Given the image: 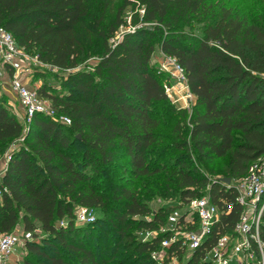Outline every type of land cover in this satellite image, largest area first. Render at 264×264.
Segmentation results:
<instances>
[{
    "label": "trees",
    "instance_id": "16d2710c",
    "mask_svg": "<svg viewBox=\"0 0 264 264\" xmlns=\"http://www.w3.org/2000/svg\"><path fill=\"white\" fill-rule=\"evenodd\" d=\"M120 1L118 7L115 0H0V26L18 47L47 65L75 70L83 60L99 58L94 71L68 74L65 94L49 92L46 84L35 90L70 124L37 113L23 132V122L0 99V155L10 141L25 140L10 153L0 179L6 188L0 195V234L19 224L31 233L25 247L35 260L24 264H158L150 255L162 235L142 241L138 233L157 228L172 205L151 211L132 182L103 190L97 178H109L122 158L133 180L165 169L149 165L163 121L159 106H173L151 65L159 32L165 31L161 51L183 68L197 107L188 122L189 143L184 140L178 148L200 161L221 160V175L234 179L264 156V16L250 21L221 6L198 37L182 26L200 13L213 15L207 0H138L141 21L155 26L125 32L114 41L122 10L131 4ZM198 169L182 165L167 175L179 201L200 197V189L215 201L233 198L231 190H221ZM78 205L98 208L104 217L78 224Z\"/></svg>",
    "mask_w": 264,
    "mask_h": 264
},
{
    "label": "built area",
    "instance_id": "2783aa9c",
    "mask_svg": "<svg viewBox=\"0 0 264 264\" xmlns=\"http://www.w3.org/2000/svg\"><path fill=\"white\" fill-rule=\"evenodd\" d=\"M165 57L177 71L179 85L186 89L182 97L188 105L193 95L187 89L184 70L173 57ZM44 64L37 55L18 47L12 34L0 26V80L8 79L9 89L18 98L20 108L9 105L25 127L37 113L70 124L66 115L56 114L50 101L38 97L29 82L24 80L35 71L34 66ZM168 91L165 86L166 95ZM225 178L209 181L219 182L223 187L221 190L226 193L231 190L232 199L219 197L215 201L206 192L186 201L177 200L157 228L139 231L142 241L162 235L159 248L151 251L153 260L158 264H188L193 260L207 264H264V241L261 238L264 156L252 162L244 176L229 178V182H225ZM206 189L209 191L210 184ZM3 191L6 188L1 186L0 195ZM74 214L78 224L91 223L96 218L95 212L85 206H76ZM30 239L31 233L16 229L0 234V264H9L16 246Z\"/></svg>",
    "mask_w": 264,
    "mask_h": 264
},
{
    "label": "rangeland",
    "instance_id": "374dc122",
    "mask_svg": "<svg viewBox=\"0 0 264 264\" xmlns=\"http://www.w3.org/2000/svg\"><path fill=\"white\" fill-rule=\"evenodd\" d=\"M129 1L131 4L122 10L121 17L123 24L118 28L117 34L113 38L114 41L119 40L125 32L132 31L142 26L149 28L155 26V23H144L141 21L143 7L138 3V0ZM207 3L210 4V11L213 15L210 16V14L200 13V15H195L190 18L189 23L182 26L183 31L188 35L200 37L202 26L209 21V19L214 21L217 19L215 13L218 12L221 6L231 8L232 11L237 12L241 16H246L250 21H255L264 16V0H207ZM115 5L119 7L121 1L115 0ZM135 17L139 22L133 24L132 20H134ZM162 33L159 32L157 38L153 40L154 46L151 65L154 68V72L157 75L159 74L164 85L168 86V93L171 98L169 94H167V97L170 104L174 107L170 105L167 106V103L163 104L164 102L161 104L162 106L158 104L160 105L159 111L164 109L162 112L163 121L156 129V141L154 145H152V150L149 153V165L151 167H164L165 169L163 172L152 177L136 178L133 180L129 173H125L127 165L126 160L122 158L119 160V166H116L115 169L112 167L113 170L111 169L112 171H109V178H97L98 185L101 186L100 189L103 190L104 188L108 189L110 184L112 187H115L119 184L132 182L133 184L131 185L136 189L138 198L145 201L151 211L158 210L159 207L172 205L179 200V195L176 193L174 186L169 182L170 179L167 178V175H169L170 171L179 170L182 165H186L189 168L198 166L199 173L204 175L207 180L221 179L223 177L220 171L223 163L221 160L200 161L190 150L185 151L177 146L179 143L184 142V140L189 143V138L187 137L188 122L193 113V109H197V107H194V96H192L188 105L183 101L182 96L186 89L183 85H179L177 71H175L173 65L166 59L165 56L167 55H164L160 49L161 37H163L165 31ZM98 62L99 58L94 55L80 62L75 70L66 71L54 69L53 67L51 68V66L45 65L46 63L42 66L36 65L34 66L35 71L33 70V73L24 80H27L30 87L34 90L46 84L49 92L63 95L67 92L65 82L69 73L76 70H87L92 72L95 70V65H97ZM0 99L3 101L7 100L8 104L10 103L15 109L20 108L18 98L9 89L8 79L4 81L3 79L0 80ZM158 105L156 108H158ZM27 128L28 127L24 126L23 132H25ZM21 146H25L23 137L10 141L6 147H4V151L0 155V177L3 176L6 169L10 153ZM87 172L89 171L87 170ZM205 191V189H200L201 195H203ZM108 192L110 191L108 190ZM112 200L113 199L107 201L108 207L114 203ZM95 216L97 219H100V217H104V214L102 210L96 208ZM15 229L24 231L21 224L16 226ZM37 233L38 236L42 235L40 228H38ZM33 240L37 243L40 241L38 237H33ZM128 241L131 242L132 239L129 238ZM25 244L26 243L21 242L16 246L14 252L10 256L9 264H24L26 259L35 260L34 257L29 255Z\"/></svg>",
    "mask_w": 264,
    "mask_h": 264
},
{
    "label": "water",
    "instance_id": "95a60500",
    "mask_svg": "<svg viewBox=\"0 0 264 264\" xmlns=\"http://www.w3.org/2000/svg\"><path fill=\"white\" fill-rule=\"evenodd\" d=\"M229 180H230V179H229L228 177H226V178L224 179L225 182H229Z\"/></svg>",
    "mask_w": 264,
    "mask_h": 264
},
{
    "label": "crops",
    "instance_id": "0c3cea01",
    "mask_svg": "<svg viewBox=\"0 0 264 264\" xmlns=\"http://www.w3.org/2000/svg\"><path fill=\"white\" fill-rule=\"evenodd\" d=\"M1 178V177H0Z\"/></svg>",
    "mask_w": 264,
    "mask_h": 264
}]
</instances>
